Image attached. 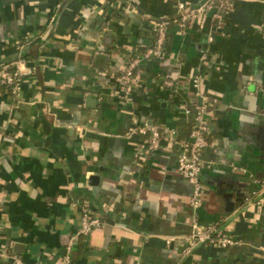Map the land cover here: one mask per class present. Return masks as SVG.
Segmentation results:
<instances>
[{
    "label": "crops",
    "instance_id": "obj_1",
    "mask_svg": "<svg viewBox=\"0 0 264 264\" xmlns=\"http://www.w3.org/2000/svg\"><path fill=\"white\" fill-rule=\"evenodd\" d=\"M180 1L204 0H0V66L22 58L27 71L17 98L0 85V251L62 264L88 203L103 223L70 264H264V0H233L222 30L211 17L172 23L166 59L141 62L129 100L115 95L127 59L153 43L151 23L178 17ZM199 73L212 129L194 209L178 144L151 150L143 129L189 138ZM195 218L242 242L186 252Z\"/></svg>",
    "mask_w": 264,
    "mask_h": 264
},
{
    "label": "built area",
    "instance_id": "obj_2",
    "mask_svg": "<svg viewBox=\"0 0 264 264\" xmlns=\"http://www.w3.org/2000/svg\"><path fill=\"white\" fill-rule=\"evenodd\" d=\"M233 0H204L197 6L191 7L184 1L179 2V15L176 18H163L152 22L154 40L151 45L142 52H135L126 61L118 75V84L115 95L124 100H129L134 89L142 84L141 62L144 60H165L167 57L166 45L169 36V28L172 23L186 28L188 25L201 26L206 18L211 17L219 30L223 29V18L232 8ZM260 33L264 38V23L260 24ZM214 35H208V46L202 49L200 67L209 66L210 44L214 41ZM23 59L19 58L11 63L0 66V85L10 90L14 98L22 89L26 70L22 69ZM202 75L199 73L192 79L195 102L192 128L187 139H178L177 131L168 126L146 125L144 132L149 133V148L157 150L161 146L163 137H168L179 146L178 169L180 173L192 184L191 205L194 209L203 202L204 184L201 178L203 169V150L208 144V135L212 125L209 120L208 97L201 91ZM162 86L177 91V80L165 77ZM15 105V104H14ZM186 113L191 110L185 108ZM255 181L264 187V181L255 177ZM257 202L264 201V193L257 198ZM103 220L95 214L88 203L82 205V218L78 229L70 236L62 256V264H70L75 243L81 235H88L95 227L101 225ZM186 240V252L192 251L203 243H216L221 246H229L242 242L236 235L224 233L218 223L203 224L196 218L192 221L190 230L184 235ZM170 238H168L169 240ZM264 248V246H261ZM0 255L9 258L11 264H27L24 259L15 252L0 251Z\"/></svg>",
    "mask_w": 264,
    "mask_h": 264
},
{
    "label": "water",
    "instance_id": "obj_3",
    "mask_svg": "<svg viewBox=\"0 0 264 264\" xmlns=\"http://www.w3.org/2000/svg\"><path fill=\"white\" fill-rule=\"evenodd\" d=\"M234 188H236V187H234V185L231 187V189H234Z\"/></svg>",
    "mask_w": 264,
    "mask_h": 264
},
{
    "label": "trees",
    "instance_id": "obj_4",
    "mask_svg": "<svg viewBox=\"0 0 264 264\" xmlns=\"http://www.w3.org/2000/svg\"><path fill=\"white\" fill-rule=\"evenodd\" d=\"M10 91V90H9ZM10 93H11V95H12V92L10 91ZM14 104H16V101H15V103Z\"/></svg>",
    "mask_w": 264,
    "mask_h": 264
}]
</instances>
